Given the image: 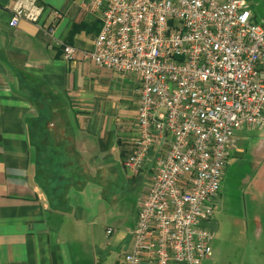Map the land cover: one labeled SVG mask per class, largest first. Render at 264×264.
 <instances>
[{
	"label": "crops",
	"instance_id": "obj_1",
	"mask_svg": "<svg viewBox=\"0 0 264 264\" xmlns=\"http://www.w3.org/2000/svg\"><path fill=\"white\" fill-rule=\"evenodd\" d=\"M17 1L0 0V264H125L120 248L129 252L133 235L107 232L102 199L121 171L144 176L143 198L152 183L159 150L139 173L123 163L137 134L140 82L82 58L102 24L83 11L87 0H39L38 23L11 27ZM43 24H55V33ZM65 44L78 48L75 60L63 58ZM231 154L253 166L243 174L241 204H226L229 161L202 225L216 247L224 230H241L242 241L228 239L242 247L239 264H264V127L238 130Z\"/></svg>",
	"mask_w": 264,
	"mask_h": 264
},
{
	"label": "built area",
	"instance_id": "obj_2",
	"mask_svg": "<svg viewBox=\"0 0 264 264\" xmlns=\"http://www.w3.org/2000/svg\"><path fill=\"white\" fill-rule=\"evenodd\" d=\"M43 10L18 0L9 25L38 23ZM83 11L102 24L82 58L140 82L126 170L139 173L159 150L124 262L205 264L214 232L202 223L214 214L235 134L264 127V16L247 0H87ZM41 27L55 33V24ZM62 50L66 61L79 54Z\"/></svg>",
	"mask_w": 264,
	"mask_h": 264
},
{
	"label": "rangeland",
	"instance_id": "obj_3",
	"mask_svg": "<svg viewBox=\"0 0 264 264\" xmlns=\"http://www.w3.org/2000/svg\"><path fill=\"white\" fill-rule=\"evenodd\" d=\"M247 1L251 8L256 11L259 17L264 16V0ZM229 161H231V167L229 168L226 176V185H228V190L226 189L224 193L226 204H241V193L239 192L243 187V174H247V171L250 168L252 169L253 166L250 167L245 158L236 157L233 160L232 154ZM146 185L147 182L142 174H139L136 177H131L125 172L123 173V171H121L119 174H116L113 179L111 178L110 182L106 183L105 188H103V195L105 198L102 199V204H106L105 214L107 215L110 213L111 217L107 220L108 224L114 230V236H131L130 230L135 225L140 201L143 199V193L145 192L144 187ZM230 189L231 191H229ZM230 218L232 219V217ZM223 236L225 242L219 243L218 241L217 247L216 240L211 242V258L205 260V264L240 263L241 257L243 256L242 247L234 244L232 240L228 241V239L235 236L234 238L236 239V242L242 241L241 237L243 234L241 233V230H235V232L229 231L228 233L226 230H224ZM230 243H232V245ZM125 249V246L121 245L120 254L122 257L125 255Z\"/></svg>",
	"mask_w": 264,
	"mask_h": 264
}]
</instances>
